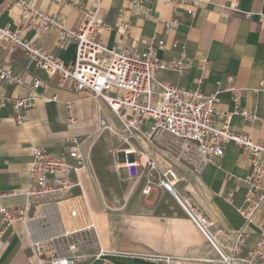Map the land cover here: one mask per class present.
Instances as JSON below:
<instances>
[{"label":"crops","instance_id":"1","mask_svg":"<svg viewBox=\"0 0 264 264\" xmlns=\"http://www.w3.org/2000/svg\"><path fill=\"white\" fill-rule=\"evenodd\" d=\"M130 1L101 0L102 28L98 34L104 44L142 52L147 48L149 36L164 39L165 47L157 50V57L171 61L184 52L188 73L180 76L170 69H158L156 80L185 89H200L206 95L218 92L219 109L247 110L257 116L253 124H247L243 114L235 113L230 129L255 141H264V0H196L192 4L138 0L133 6ZM72 2L80 9L69 3L32 0L35 7L77 28L85 18L82 10L94 9L97 3ZM148 10L150 16L146 17ZM192 11L196 12L194 17ZM247 12L252 16L247 17ZM30 17V13L23 14L21 8L15 7L1 15L0 25L22 28L26 40L66 63H74L75 43L59 46L56 29L47 34L27 29ZM172 19L179 20L178 27L166 26L165 21ZM5 66L26 81L39 75L47 87L38 89L42 98L35 106L23 110L26 116L23 124L16 122L10 101L0 107V206L25 205L35 146L56 154L79 146L88 163L83 175L85 192L101 243L108 252L103 259L89 258L79 264H254L249 260L264 227V203L251 221L241 213L242 209L255 205L261 194L256 192L252 201L247 200L252 158L245 148L235 142L226 143L215 163L197 174L139 136L126 142L122 134L101 126L104 117L117 125L107 107L99 112L91 93L76 91L71 81L62 83L58 75L50 76L29 62L23 50H5L0 46V67ZM230 86L239 90L237 99L228 89ZM30 95L28 87L8 85L0 78V97L10 100ZM68 102H73L75 122L68 119ZM216 126L221 128L223 122L217 121ZM130 147L156 159L161 170L174 171L176 193L154 185L149 194H144L147 173L131 177L126 168L120 167L123 150ZM157 176L158 172H154L150 178L156 182ZM179 198L188 200L207 218L209 237L191 219ZM240 230L244 231L243 243L236 242ZM220 251L234 259L224 262ZM32 262L24 225L16 221L0 235V264Z\"/></svg>","mask_w":264,"mask_h":264},{"label":"built area","instance_id":"2","mask_svg":"<svg viewBox=\"0 0 264 264\" xmlns=\"http://www.w3.org/2000/svg\"><path fill=\"white\" fill-rule=\"evenodd\" d=\"M95 1L96 8L82 10L85 18L77 28L69 27L61 18L35 7L32 0H2L0 4V17L4 12L19 7L23 14H31L27 29L43 34L58 30L57 39L61 47L74 42V63H66L37 43L26 40L22 28L12 29L9 24L0 25V46L5 50H23L29 62L50 76L58 75L62 83L71 81L76 91L91 93L98 104V111L107 107L117 120V125H114L111 119L104 117L100 120L101 126L122 134L126 142L139 136L175 160L187 164L197 174L215 163V159L223 154L226 143L235 142L245 148L252 158L247 200L252 201L256 192L261 193L255 205L241 210L246 220L251 221L257 208L264 203V141H255L245 133L232 131L230 123L235 113L243 114L247 124H253L257 116L247 110L225 112L219 109L218 92L206 95L200 89H185L169 81H157L155 72L158 69H170L180 76L188 73L184 52L171 61L157 57V50L165 47V40L157 35L148 37L147 48L142 52L125 46L107 47L98 34L102 28L99 23L101 0ZM137 1L131 0L129 5L133 6ZM163 1L192 4L196 0ZM51 3H69L80 9L72 0H51ZM195 14V11L191 12L192 17ZM145 16H150L149 10ZM246 16L250 17L252 13L247 12ZM165 24L176 28L180 22L172 19ZM202 62L205 71L207 60ZM0 78L8 85L30 89L28 98L8 100L0 97V107L10 101L16 122L23 124L26 118L23 110L35 106L36 101L42 98L38 89L46 88L47 82L39 75L26 81L8 66L0 67ZM228 89L237 99L239 90L233 86ZM66 105L69 121L75 122L73 102ZM219 120L223 122L221 128L216 126ZM123 153L120 167L126 168L129 176L140 177L143 173L149 176L143 188L144 194H149L154 185L173 192L177 179L174 171L161 170L156 159L136 147L125 149ZM33 156L30 185L25 190L26 203L19 207L0 206V235L7 226L21 221L34 258L31 264H79L89 258L103 259L108 252L101 243L98 225L85 192L83 175L88 170V163L80 147L71 146L56 154L35 146ZM154 172H158L156 182L150 178ZM179 200L195 224L209 237L207 218L188 200ZM236 242H244L243 230L237 232ZM91 250L92 253H87ZM220 253L226 260L225 253ZM252 261L264 264V227L260 230L255 250L251 252L249 262Z\"/></svg>","mask_w":264,"mask_h":264},{"label":"bare ground","instance_id":"3","mask_svg":"<svg viewBox=\"0 0 264 264\" xmlns=\"http://www.w3.org/2000/svg\"><path fill=\"white\" fill-rule=\"evenodd\" d=\"M173 193H176V190L174 188H173ZM233 259H234L233 257L228 256L227 259L223 261L226 263H230Z\"/></svg>","mask_w":264,"mask_h":264},{"label":"snow or ice","instance_id":"4","mask_svg":"<svg viewBox=\"0 0 264 264\" xmlns=\"http://www.w3.org/2000/svg\"><path fill=\"white\" fill-rule=\"evenodd\" d=\"M101 82H103V81H101Z\"/></svg>","mask_w":264,"mask_h":264},{"label":"rangeland","instance_id":"5","mask_svg":"<svg viewBox=\"0 0 264 264\" xmlns=\"http://www.w3.org/2000/svg\"><path fill=\"white\" fill-rule=\"evenodd\" d=\"M120 134V133H119Z\"/></svg>","mask_w":264,"mask_h":264}]
</instances>
